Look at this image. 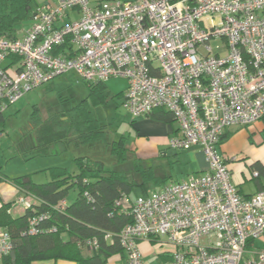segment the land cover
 I'll use <instances>...</instances> for the list:
<instances>
[{
    "label": "built area",
    "instance_id": "1",
    "mask_svg": "<svg viewBox=\"0 0 264 264\" xmlns=\"http://www.w3.org/2000/svg\"><path fill=\"white\" fill-rule=\"evenodd\" d=\"M29 19L21 36H0V112L65 72L86 82L122 77L128 112L169 110L177 132L168 147L204 154L203 173L121 209L131 216L119 232L125 264H144L139 242L160 237L173 248L160 264H264L255 244L264 242V190L241 194L218 150L225 130L264 116V0H45ZM11 250L0 226V258Z\"/></svg>",
    "mask_w": 264,
    "mask_h": 264
},
{
    "label": "trees",
    "instance_id": "2",
    "mask_svg": "<svg viewBox=\"0 0 264 264\" xmlns=\"http://www.w3.org/2000/svg\"><path fill=\"white\" fill-rule=\"evenodd\" d=\"M36 5L35 0H0V36L17 37L18 24L28 20ZM52 81L42 85L46 86L44 90L51 88ZM83 82L87 88L85 96L68 89L59 91L53 97L56 107L47 108L46 116L41 115L40 106L30 115L25 133L31 136V148L46 150L50 155L72 151V167H47L49 180L45 182L34 181L31 174L8 179L19 186V195H31L33 199L32 205L17 217L8 213L9 204L0 206V226L10 233L12 243V250L2 257V264L56 260L104 264L113 254L124 255L119 232L131 222V216L121 211L133 201L129 193L140 187L145 191L143 195H147V184L159 188L170 181L167 168L172 167L173 161L128 159L126 138L112 139L108 124L93 113L92 108L109 97L124 98L125 93L110 95L103 81ZM4 112H0V132L7 120ZM146 115L164 122L175 121L173 114L162 107ZM257 169V175L252 176L255 181L264 173L262 165ZM6 178L0 167V180ZM259 189L264 190V184L260 183ZM71 191L74 195L68 200ZM120 199L122 202L117 205ZM34 218L37 231L29 234V221ZM87 239H95L97 246L91 250L84 247ZM170 252L165 250L159 255L161 262L169 259Z\"/></svg>",
    "mask_w": 264,
    "mask_h": 264
},
{
    "label": "rangeland",
    "instance_id": "3",
    "mask_svg": "<svg viewBox=\"0 0 264 264\" xmlns=\"http://www.w3.org/2000/svg\"><path fill=\"white\" fill-rule=\"evenodd\" d=\"M77 16V15H76ZM28 25L27 22L18 24V35L23 34V28ZM218 44L217 40H212L210 46L212 48ZM51 88L47 91L44 86L37 87L26 92L21 99L9 106L4 115L7 117L6 124L0 132V167L4 174L10 175L12 172H17L15 175L31 174L32 179L36 182H45L49 180V174L45 170L50 166H72V151H66L61 154H47L46 150H33L31 144V136L25 133L28 129L29 119L32 111L37 106H40V113L46 116V109L54 106L55 97L59 91H69L78 96H85L87 88L82 80H78L73 72H65L57 75L50 83ZM127 81L122 77H114L106 82V90L110 95L124 91ZM124 98H108L105 103L92 108L93 113L102 118L108 124V132L112 139L126 138V144L130 147L132 140L135 138V121L138 117L133 116L123 105ZM43 104V105H42ZM65 117H63L64 119ZM134 142V141H133ZM223 146L227 153L222 152L227 156V163L231 165L233 172L237 173L242 178V174L246 178L244 187L253 189L255 181L252 178L253 168L256 164L264 166V126H241L232 128L231 131L223 138ZM128 159H140L137 153L128 150ZM221 152V151H220ZM186 151L177 152L171 147L167 148V155L164 157H151V162L161 163L168 159L173 161L172 167L167 168L168 174L174 180L185 179L192 166L184 160ZM203 158L205 160L204 154ZM146 160V159H140ZM138 161V160H136ZM206 161V160H205ZM191 168V169H190ZM194 170V169H193ZM242 173V174H241ZM264 174L260 179L264 180ZM243 184V183H242ZM157 189L152 184L146 185V192L151 193ZM145 191L140 187H135L129 197L135 199L139 195H143ZM74 192L71 191L68 195V200L73 198ZM145 246H139L145 264H157L160 260V254L171 248V245L166 243L165 237H160L155 242L145 241ZM259 248L264 247L262 239L255 242ZM123 257L120 253H116L108 257L104 264H122ZM32 264H50L45 262H34Z\"/></svg>",
    "mask_w": 264,
    "mask_h": 264
},
{
    "label": "crops",
    "instance_id": "4",
    "mask_svg": "<svg viewBox=\"0 0 264 264\" xmlns=\"http://www.w3.org/2000/svg\"><path fill=\"white\" fill-rule=\"evenodd\" d=\"M44 1L45 0H35V3L39 4V3L44 2ZM71 14H72V16L76 15L75 12H72ZM29 20L30 19L28 18V20L25 21L28 23V25H29ZM26 27L23 28V31ZM17 36H19L18 33H17ZM7 62H8V60H7ZM4 64H7V63L4 61ZM122 92L125 93V90ZM249 126H254V127L255 126H257V127L262 126L263 127L264 126V120L262 119V120L256 121L255 123H253ZM238 127H241V126L232 127V128H238ZM244 127H246V126H244ZM232 128L227 129L225 132V135H228V133L231 131ZM135 130H136L135 131V138L132 140V145H130L129 148L132 152L137 153L138 158L146 159L145 161H150L149 158H151V157H164L167 155V148H168L167 139L169 136H171L172 134H175L177 132V123H176V121L164 122V121H160V120H155V119L151 118L150 116L142 115V116L138 117V119H136V121H135ZM218 150H219V152L221 151L220 152L221 155H223L226 159H228L227 156H225V154H222V152L227 153V150L223 146L222 142L220 143ZM177 152H180V151H177ZM184 156H185L184 160L189 162L192 166V170H191V172L188 173L186 178L201 174L207 169V162L204 160L203 153L199 147L193 146L189 150H186V154ZM155 163H157V162H155ZM258 165H262V164H257L253 168V170H256L258 168ZM228 166H229L231 173H232V180L237 185L241 194H243L245 196H249V195L260 190L259 189L260 183L264 184V180L260 179V177H259L258 181H255V179L252 177L255 181L254 188L253 189L245 188L244 187L245 186L244 181L246 180V178L244 177V175L241 173L242 178L239 177V175L237 173L233 172L231 165L228 164ZM15 174H17V172H14V171L12 172L11 176L5 174L6 177H8V178H6L5 180H0V206L2 204H5V203L9 204V208L7 211L13 217H17L24 212V208L21 207L18 203H16V199L20 194L19 186L16 183H14L8 179L16 177V176L25 175V174H21V175H15ZM170 181H175V180L172 179V177H171ZM170 181H168V182H170ZM168 182H166V183H168ZM258 182H259V184H258ZM145 243H146L145 241H140L139 246H145ZM172 249L173 248L171 247L168 250H172ZM122 257H123L122 264H125L126 263L125 255H122ZM2 259L3 258L1 257L0 258V264H2V262H3ZM46 262L50 263V264H75L74 262L67 261V260L45 261V263ZM160 263H161V260H159V262L157 264H160ZM144 264H145V262H144Z\"/></svg>",
    "mask_w": 264,
    "mask_h": 264
}]
</instances>
